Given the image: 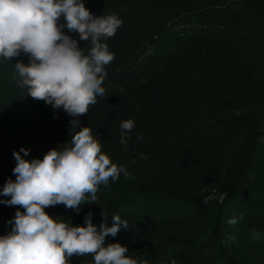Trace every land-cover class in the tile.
I'll list each match as a JSON object with an SVG mask.
<instances>
[{"label":"trees","instance_id":"16d2710c","mask_svg":"<svg viewBox=\"0 0 264 264\" xmlns=\"http://www.w3.org/2000/svg\"><path fill=\"white\" fill-rule=\"evenodd\" d=\"M84 3L94 16L116 14L122 25L104 41L115 55L105 66L106 94L81 125L131 178L99 185L98 199L79 214L64 205L45 211L74 226L91 212L98 230L103 210L109 227L119 215L129 228L106 237L104 246L120 243L138 262L264 264V0ZM63 31L87 54L90 43ZM17 61L30 62L23 53L0 58V193L16 179L14 151L23 147L26 159H42L70 139L72 117L27 95ZM127 119L135 127L122 145ZM206 195L215 196L207 205ZM17 210L24 211L0 203V235L11 231ZM226 237L234 239L222 244ZM70 264L94 260L74 255Z\"/></svg>","mask_w":264,"mask_h":264},{"label":"clouds","instance_id":"9594fccd","mask_svg":"<svg viewBox=\"0 0 264 264\" xmlns=\"http://www.w3.org/2000/svg\"><path fill=\"white\" fill-rule=\"evenodd\" d=\"M121 25L122 20L114 13L94 16L84 0H0V58L10 62L21 53L27 55V65L20 61L15 64L19 86L33 99L53 109L62 108L72 117L70 139L47 151L42 159H26L30 150L23 147L13 153L16 179L7 180L0 195L10 199L0 203L24 211L17 210L8 221L11 231L0 235V264H70L74 255H91L94 264H148L146 259L138 262L128 256V248L120 243L104 246L106 237H115L122 227L129 228L119 215L111 217L109 227V217L103 210L100 215L105 222L98 230L91 212L84 216L83 226H74L70 218L45 211L64 205L79 214L81 205L98 199L99 185L107 186L121 174L131 178L124 165L114 163L102 151L92 129L82 126L80 120L97 98L106 94L102 86L107 77L105 66L114 61L115 55L104 41ZM64 28L90 43L87 54ZM134 127L132 119L120 123L122 145H127L131 139L127 133ZM213 199L214 195H206L203 203L207 205ZM238 223L236 217L228 220L229 225ZM251 235L260 239L255 230ZM229 239L234 237H226L221 243L227 244ZM170 264L177 261L172 259Z\"/></svg>","mask_w":264,"mask_h":264}]
</instances>
